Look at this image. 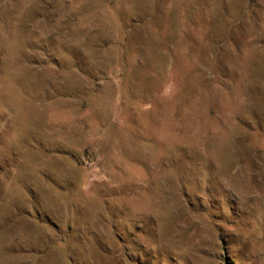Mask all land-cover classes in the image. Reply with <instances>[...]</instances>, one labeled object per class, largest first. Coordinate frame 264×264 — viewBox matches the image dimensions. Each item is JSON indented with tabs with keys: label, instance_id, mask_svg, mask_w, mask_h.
I'll return each instance as SVG.
<instances>
[{
	"label": "rangeland",
	"instance_id": "1",
	"mask_svg": "<svg viewBox=\"0 0 264 264\" xmlns=\"http://www.w3.org/2000/svg\"><path fill=\"white\" fill-rule=\"evenodd\" d=\"M0 264H264V0H0Z\"/></svg>",
	"mask_w": 264,
	"mask_h": 264
}]
</instances>
